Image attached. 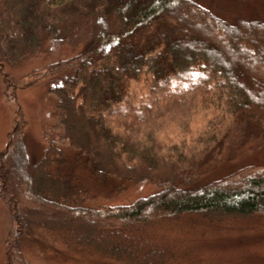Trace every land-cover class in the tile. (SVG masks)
I'll return each mask as SVG.
<instances>
[{
    "label": "trees",
    "instance_id": "obj_1",
    "mask_svg": "<svg viewBox=\"0 0 264 264\" xmlns=\"http://www.w3.org/2000/svg\"><path fill=\"white\" fill-rule=\"evenodd\" d=\"M243 1L231 0L238 10ZM212 4L0 0L1 67L49 51L63 55L33 70L28 84L67 73L51 92L60 130L77 156L82 155L103 181L115 177L174 182L129 204L88 207L77 182L76 157L67 155L63 144L50 139L28 169L27 120L20 110L8 145L0 151V199L14 220L6 238L7 264H30L21 249L27 230L47 232L72 250L102 258L169 264L176 251L159 239L156 223L185 215L208 221L264 217V167L245 165L196 185L193 175L177 173L198 168L204 151L185 152L171 145L168 150H176V156H163L157 138L133 140L112 131L106 120L112 108L129 98V82L144 78L154 104L172 84L195 80L219 87L228 111L264 117V18L228 20L215 13ZM166 21L172 25L170 34L159 31ZM154 27L159 37L144 39ZM141 39L145 43L139 47ZM139 103L135 108H142ZM119 149L127 152L128 161ZM210 168L207 162L203 170Z\"/></svg>",
    "mask_w": 264,
    "mask_h": 264
},
{
    "label": "rangeland",
    "instance_id": "obj_2",
    "mask_svg": "<svg viewBox=\"0 0 264 264\" xmlns=\"http://www.w3.org/2000/svg\"><path fill=\"white\" fill-rule=\"evenodd\" d=\"M198 1L205 6L213 2L211 7L215 13L228 20L264 18V0H244L243 8L239 10L231 0ZM171 28L168 21L161 22L159 31L164 29L170 34ZM159 31L152 28L144 39L158 38ZM144 39L139 47L145 43ZM61 56L49 51L6 61L0 66V151L7 147L15 118L21 110L27 120L28 169L31 170L39 160L50 139L63 144L65 153L76 157L77 182L85 191V205L88 207L129 204L173 185L172 179L156 183L111 177L109 181H103L82 155L77 156L78 151L60 130L56 97L51 92V87L61 83L67 73L28 84L33 70L43 68ZM178 83V86L172 84L167 88L161 100L154 104L147 79L131 80L129 98L106 114L108 126L133 140L144 141L149 135L157 138L163 145V156H176V150H168L171 145L185 152L204 151L198 168H182L177 173L178 177L193 175L196 185L225 176L245 165L264 167V117L228 111L224 98L220 96V88L210 82L191 80ZM139 102L144 107L135 108L136 105L140 107ZM126 123L132 127L125 126ZM119 150L128 161L127 152ZM207 162L211 168L206 171L203 169ZM40 193L45 195L43 191ZM13 227L10 211L0 199V264H7L6 238ZM155 232L176 251L169 264H264V217L208 221L196 215H185L178 220L156 223ZM21 249L30 264H128L72 250L44 231L27 230L22 237Z\"/></svg>",
    "mask_w": 264,
    "mask_h": 264
}]
</instances>
